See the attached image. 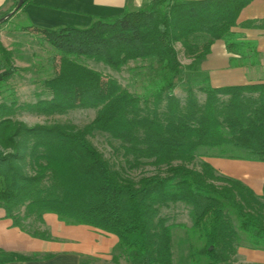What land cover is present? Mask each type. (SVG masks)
<instances>
[{
  "label": "trees",
  "instance_id": "obj_1",
  "mask_svg": "<svg viewBox=\"0 0 264 264\" xmlns=\"http://www.w3.org/2000/svg\"><path fill=\"white\" fill-rule=\"evenodd\" d=\"M253 1L129 0L122 14L85 29L22 28L41 34L58 54L57 71L44 82L50 99L25 108L45 117L93 110L96 117L82 129L29 127L12 119L16 102L0 104V209L13 226L27 231L25 221L42 226L51 214L116 237V264H174L173 233L185 226L167 225L159 214L181 204L193 224L188 243H199L188 264H230L239 248L264 252V187L257 196L208 162L192 167L198 158L264 163V83L215 88L201 70L217 41L234 56L231 66L258 63L256 42L236 30ZM242 28L264 30V20ZM178 44L189 65L179 60ZM80 59L116 72L149 63L152 79L145 95H136ZM18 72L0 43V96L13 98L8 81ZM179 84L186 85L183 102L175 94ZM95 132L121 143L126 167H114L92 144ZM142 166L159 172L135 179L130 172ZM20 208L24 217L15 214ZM38 230L27 232L47 238ZM37 260L0 250V264Z\"/></svg>",
  "mask_w": 264,
  "mask_h": 264
},
{
  "label": "crops",
  "instance_id": "obj_2",
  "mask_svg": "<svg viewBox=\"0 0 264 264\" xmlns=\"http://www.w3.org/2000/svg\"><path fill=\"white\" fill-rule=\"evenodd\" d=\"M204 1V0H187ZM19 0H0V17L12 13ZM129 0H27L25 6L15 14L27 26L54 30L74 27L85 29L99 18H112L123 13ZM264 20V0H255L246 7L238 20L239 27L250 41L256 42L259 60L255 66H231L230 54L222 41L211 46L201 70L207 74L215 88L244 86L264 83V30L243 29L245 23ZM211 161V160H209ZM229 167L214 166L236 174L231 178L240 180L257 196L263 194L264 163L228 161ZM225 175V174H224ZM228 177V176H227ZM41 230L47 238L32 237L31 233L13 226L6 212L0 209V250L26 257H37V261L12 264H116L113 254L118 239L87 226H67L55 215L44 216ZM235 261L238 264H264V252L239 248ZM122 260L118 264H121Z\"/></svg>",
  "mask_w": 264,
  "mask_h": 264
},
{
  "label": "rangeland",
  "instance_id": "obj_3",
  "mask_svg": "<svg viewBox=\"0 0 264 264\" xmlns=\"http://www.w3.org/2000/svg\"><path fill=\"white\" fill-rule=\"evenodd\" d=\"M8 15V14H7ZM7 15L0 17L5 18ZM27 27V24L22 20L15 18V14L0 23V43L8 51L12 52L13 63L18 69V74L8 81V87L13 93V98L10 93H5L0 96V104L5 103L10 106L14 101L16 102L15 114L12 116L14 121L22 122L29 127L44 124H66L77 128H84L90 124L96 117V112L93 110H75L70 111L64 115H55L52 117L40 116L25 108L27 105L37 104L40 100L50 99V95L44 88V82L52 78L58 68V54L52 48L41 34L30 30L29 32H21L20 30ZM179 53V60L183 65H189L192 60L186 56V51L181 45H176ZM203 46L200 42L198 50L202 51ZM56 58L55 62L52 59ZM82 64L89 68L100 72L105 77L116 79L120 85L136 95H145V88L151 81V66L149 63H130L122 71L116 72L106 67L103 64H98L90 60L80 59ZM197 95L201 101L204 97L200 95L197 88ZM176 96L184 101L186 98V85L179 84L175 92ZM151 109L152 104H149ZM92 144L116 167H126V159L124 150L121 148V143L113 140L106 134L95 132L89 138ZM130 161L134 160L133 156H128ZM211 160V161H209ZM211 163L214 166L229 167L228 161L223 159H201L198 158L192 167L196 170H201L202 162ZM243 162V161H242ZM232 169V168H231ZM223 176L232 177L236 173L225 169H219ZM159 172L156 167L142 166L139 169L132 170L130 174L139 179L144 175H153ZM225 174V175H224ZM16 215L24 217L25 208H20L15 212ZM159 218L165 219L167 225H183L181 229H175L173 233V248H174V264H188L189 255L192 254L193 248L199 243L194 239H190V228L192 227V220L189 209L181 204L171 205L169 208L162 209ZM27 231L32 232L34 229H40L42 226L37 225L33 218L24 222ZM198 243V244H197ZM121 264H128L127 260L122 259ZM230 264H238L234 261Z\"/></svg>",
  "mask_w": 264,
  "mask_h": 264
},
{
  "label": "water",
  "instance_id": "obj_4",
  "mask_svg": "<svg viewBox=\"0 0 264 264\" xmlns=\"http://www.w3.org/2000/svg\"><path fill=\"white\" fill-rule=\"evenodd\" d=\"M24 0H19L17 7L14 9L12 13H9L5 18L0 19V23L4 22L8 18H11L14 14H16L23 6Z\"/></svg>",
  "mask_w": 264,
  "mask_h": 264
}]
</instances>
